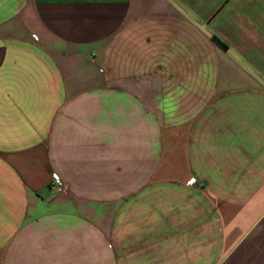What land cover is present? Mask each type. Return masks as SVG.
Returning <instances> with one entry per match:
<instances>
[{
  "label": "crops",
  "instance_id": "crops-1",
  "mask_svg": "<svg viewBox=\"0 0 264 264\" xmlns=\"http://www.w3.org/2000/svg\"><path fill=\"white\" fill-rule=\"evenodd\" d=\"M0 264H264V0H0Z\"/></svg>",
  "mask_w": 264,
  "mask_h": 264
},
{
  "label": "built area",
  "instance_id": "built-area-1",
  "mask_svg": "<svg viewBox=\"0 0 264 264\" xmlns=\"http://www.w3.org/2000/svg\"><path fill=\"white\" fill-rule=\"evenodd\" d=\"M194 183H195L194 180H192L191 182H189L190 185H192ZM50 187L53 188V189H62L63 188V182L58 177H55L50 182Z\"/></svg>",
  "mask_w": 264,
  "mask_h": 264
}]
</instances>
